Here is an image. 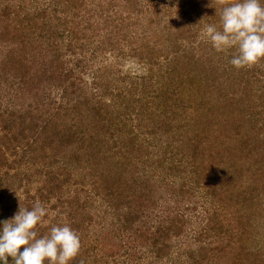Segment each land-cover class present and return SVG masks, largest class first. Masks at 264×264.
Wrapping results in <instances>:
<instances>
[{
	"label": "trees",
	"instance_id": "1",
	"mask_svg": "<svg viewBox=\"0 0 264 264\" xmlns=\"http://www.w3.org/2000/svg\"><path fill=\"white\" fill-rule=\"evenodd\" d=\"M127 1L131 6L137 0ZM77 3L78 0H0V47H4L0 49V222L12 218L19 210L20 199L15 189L24 181L26 184L30 182L29 172H38V167L50 165L48 162L39 165L46 153L61 160L68 169L78 163L82 165L80 170L90 171L103 163L100 160L101 146H95L94 140L97 137L99 140L102 134L103 139L107 138L112 127L110 120L102 119V125L98 127L96 116L93 115L94 122L83 110L84 103L70 105L66 99L58 102L53 98L50 84L51 76L60 81L71 67L63 68L61 65L65 52L73 53L77 47L84 48L82 43L78 42L77 46L73 42L80 38L77 28L80 22H76L71 15L68 17ZM261 3L264 4V0ZM106 5L102 7L98 3L95 6V10L106 13L105 24L89 22L88 27L99 33L105 25L109 27L107 32H111L110 38L120 41L123 36L127 39L131 33L126 30L129 25L125 19L131 21L134 18V8H118L116 0H110ZM118 16L122 20L116 21ZM189 38L175 37L174 57L166 61L164 68L168 74L165 75L162 68L158 71L162 79H169L167 82L163 80V87L169 85L164 94L173 87L179 96H186L198 107L195 115L198 123L196 141L189 143L192 154L185 156L196 169L194 180L209 200L203 209L199 230L185 238L183 232L188 222L187 215L177 213L180 218L172 215L171 223L164 232L157 230L146 238V241L150 240L146 242L149 244L147 252L135 247L136 257L152 259L136 260V264H264V60L250 69L237 70L229 63L234 48L223 52H216L213 48L214 52L205 54L201 50L203 43ZM103 46L104 42H100L97 48ZM136 48L138 58L144 64L152 67V63H158L152 62L156 54L144 53L145 46ZM32 50L47 54L56 64V69L52 71L53 64L48 63L47 66L27 55ZM147 82H142L144 89ZM101 90L98 87L97 94H102ZM65 92H61L63 98ZM88 103L87 106L96 110L99 116L104 111L100 100ZM210 119L203 130L204 123L207 124ZM148 129L150 145H155L157 130L152 132L154 128ZM184 144L187 145V142ZM10 153L14 158H10ZM8 161L13 166L3 170ZM160 161L163 165L165 159ZM56 163L57 160L52 165ZM155 165L153 163L150 169H154ZM12 167H15L13 173ZM53 173L55 171L51 175ZM100 173L103 176H99V180L98 175L86 174L91 177L88 179L90 184L83 186L87 196L80 203L82 211L77 213L79 204L74 200L69 204L75 217L82 214V223L78 222L80 225L92 222L93 216L88 211V202L93 198L91 195L100 196L107 208H112L111 212L113 207L119 210L122 204L118 200L114 203L117 196L120 201L122 197L129 204L132 196L137 195L138 200H142L146 195L144 175H137L135 186L127 181L123 173L118 174L116 168L115 171L110 169ZM134 186L137 189L135 195L131 190ZM26 203L23 206L21 202L25 208L30 205L29 201ZM136 214L129 210L122 218L124 230L132 233L131 237L135 238L133 243L140 244L145 241L149 228L143 222L136 223ZM35 230L37 232V227ZM47 232L41 228L39 236ZM175 236L178 237V245L170 242ZM175 252H178L176 259H166ZM8 259L9 264H13L12 258ZM75 261L76 258L71 261L72 264ZM125 261L127 264L134 262Z\"/></svg>",
	"mask_w": 264,
	"mask_h": 264
},
{
	"label": "rangeland",
	"instance_id": "2",
	"mask_svg": "<svg viewBox=\"0 0 264 264\" xmlns=\"http://www.w3.org/2000/svg\"><path fill=\"white\" fill-rule=\"evenodd\" d=\"M116 2L118 8L129 6L127 0H116ZM98 3L103 7L107 6L106 4L109 5L110 0H78L77 6L69 12L68 17L71 15L76 22H80L77 25L80 38L73 42L77 46H79L78 42L82 43L84 48L77 47L73 53L65 52L61 65L63 68L71 67L60 81L51 76L50 84L54 92L53 98L58 102L66 99L70 105L74 102L84 103L83 110L89 113L94 122L93 115L96 116L98 127L102 125V119L110 120L109 124L112 127L107 133V138L103 139L104 134H102L99 135L98 140L96 134L97 138L94 140L95 146H101L100 160L103 163L93 169L87 166L90 171L80 170L82 165L78 163L70 165L68 169L61 160L50 157L51 155L46 153L41 157L43 159L39 165H44L46 162L50 165L38 167V172L31 170L30 182L26 184L24 181L23 185H19L15 191L23 206L29 201L30 205L26 206L28 209H31L37 201L47 209L48 217H44L43 221L37 225L38 238L41 228L49 231L52 226L63 224H67L78 234L81 249L75 264H127L125 260H134L131 264H136V260L152 259L136 257L135 247L147 252L149 244L146 242L150 240L146 241L148 240L146 238L157 230L164 232L171 223L172 215L175 214L177 217H179L177 213L187 215L188 222L183 232L185 238L199 230L202 225L200 221L203 220V209L207 207L209 199L207 200L203 189L197 184L196 179L194 180L196 169L186 157V154H192L189 143L196 141L198 123L195 115L198 107L193 101H188L186 96L183 97L181 94L179 96L173 87L164 94L169 85L163 87V80L167 82L169 79L166 77L162 79L158 69L162 68L164 73L166 61L174 57L173 45L176 36L189 38L192 34L190 40L197 39L196 43H203L202 52L205 54L214 52L211 44H205L206 40L201 37V32L209 24L219 27L220 16L219 12L216 13L215 7L209 6L211 0H158L155 2L152 0L138 2L137 0L133 3L135 5L129 6L135 10L134 18L131 21L129 18H124L128 11L123 17L129 25L126 30L131 35L127 39L122 36L120 41H117V38H110L111 32H107L108 26L102 25L103 29H100L99 33L88 27L89 22L105 24L106 13L95 10ZM121 18L118 16L116 21L122 20ZM64 20L67 19L64 18ZM100 42H104V46L98 49L97 45ZM180 42L183 41L180 40ZM140 45L145 46L144 53L156 54L157 57L152 62L158 63L154 65L152 63V67H149L148 64L140 61L139 51L136 48ZM1 48L4 47L1 46ZM43 53L41 50H32L27 55H31L30 57L39 63H46L47 66H49L48 63L53 64L54 68L51 69L54 71L56 64ZM164 74L167 75L168 72ZM143 81H149L145 89L144 84L142 85ZM98 87L102 88V94H97ZM141 87L143 90H140ZM62 91H66L64 98L61 96ZM96 100H100L104 108L100 116L96 110H91L87 106L90 104L89 101ZM3 104L6 105V103ZM210 121L211 119L207 124L204 123L206 126L203 130ZM148 127L154 128L152 132L157 130L155 145H150L152 142L148 137ZM186 142L187 145L184 144ZM104 150L105 153H103ZM12 153L10 158H14ZM66 154L69 155L68 152ZM161 158L165 159L163 165ZM55 160L57 163L52 165ZM153 163L156 165L154 169H150ZM12 164L8 161L3 166V170L13 166ZM115 168L118 174L123 173L127 181L135 186L137 175H144L146 195L142 200H138L137 195L132 196V202L129 204L122 197L120 201L117 196L114 203L118 200L122 204L119 205V210L113 207V212L111 207L107 208L108 205L102 198L100 199V196L91 195L93 198L88 202V211L93 216L92 222L80 225L78 222L82 223L80 216L82 214H77L75 217L69 204L74 200L79 204L77 213L82 211L80 203L87 196L83 186L90 184L88 179L91 177L86 174L95 175L94 177L98 175L99 180V176H103L101 171L108 172L110 169L115 171ZM14 170L15 167H12L11 172L13 173ZM52 171L55 173L51 175ZM135 186L133 189L131 187L133 195L137 193ZM106 208L107 212H105ZM129 210L137 213L136 223L143 222L149 228L145 241L140 244L133 243L132 240L135 238L131 237L132 233L128 229L127 232L124 230L122 216ZM120 213L122 215L119 217ZM57 215L58 218H56ZM170 242L178 245V237H172ZM130 248H132L131 251ZM131 253H134L133 257ZM177 253L166 256V259L174 260L173 257L176 259ZM83 260L87 261L83 262ZM93 260L99 261L94 263Z\"/></svg>",
	"mask_w": 264,
	"mask_h": 264
},
{
	"label": "clouds",
	"instance_id": "3",
	"mask_svg": "<svg viewBox=\"0 0 264 264\" xmlns=\"http://www.w3.org/2000/svg\"><path fill=\"white\" fill-rule=\"evenodd\" d=\"M209 6L219 12L220 26L206 25L201 37L216 52L234 48L229 63L237 70L250 69L264 60L261 0H211ZM47 214L39 201L28 209L20 200L16 214L0 222V264H9V257L13 264H70L79 255L80 238L67 224L54 225L38 238L35 229Z\"/></svg>",
	"mask_w": 264,
	"mask_h": 264
}]
</instances>
